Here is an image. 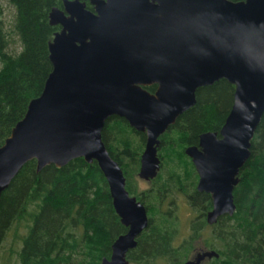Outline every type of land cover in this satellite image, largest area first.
I'll use <instances>...</instances> for the list:
<instances>
[{"label":"water","instance_id":"water-1","mask_svg":"<svg viewBox=\"0 0 264 264\" xmlns=\"http://www.w3.org/2000/svg\"><path fill=\"white\" fill-rule=\"evenodd\" d=\"M63 0L50 22L53 68L42 92L0 145L2 192L31 160L37 171L83 156L96 160L128 231L101 264H132L127 251L149 224L148 209L126 186L124 170L104 139L109 117L146 133L138 172L152 180L161 169L160 136L197 102L198 88L226 78L234 102L220 130L189 144L198 188L212 194L209 222L233 214L235 186L252 153L264 114V0ZM156 84L151 91L147 86ZM219 256L202 249L185 264Z\"/></svg>","mask_w":264,"mask_h":264},{"label":"trees","instance_id":"trees-1","mask_svg":"<svg viewBox=\"0 0 264 264\" xmlns=\"http://www.w3.org/2000/svg\"><path fill=\"white\" fill-rule=\"evenodd\" d=\"M85 1L93 8L90 0ZM10 2L16 8L11 27L0 20V145L45 86L53 68L49 42L61 28L50 22L49 13L53 6L63 7V0ZM148 88L154 90L156 85ZM234 90L235 85L226 78L198 88L195 105L161 135L164 162L145 189L138 183V172L146 133L124 117L107 119L103 139L124 170L128 190L145 203L149 214L148 226L129 253L136 264H183L202 235L212 201L209 193L198 192V174L185 148L197 143L205 130L221 128L233 105ZM251 149L234 189L236 211L221 215L211 236H206L209 246L219 252L206 264H264V114ZM175 194L200 212L181 238L183 228L180 230L178 215L172 212L179 205ZM21 227L25 232L19 234ZM10 230L22 243L16 251L18 264H101L127 226L115 209L98 162L80 156L63 166L48 164L41 171H37V160L31 159L2 192L0 264Z\"/></svg>","mask_w":264,"mask_h":264},{"label":"rangeland","instance_id":"rangeland-1","mask_svg":"<svg viewBox=\"0 0 264 264\" xmlns=\"http://www.w3.org/2000/svg\"><path fill=\"white\" fill-rule=\"evenodd\" d=\"M15 14H16V8L10 2V0H0V20L3 21L4 26L6 28L11 27ZM17 46H18V41H17ZM138 183L142 189L148 188L151 185L149 180L140 177H138ZM174 196H175V203L179 205L173 207L172 212L174 213V215L175 214L178 215V221H179L178 226L180 227V230L181 227L183 228L179 236L181 238L188 234L189 230L185 231L184 228L189 229L191 219L196 216L197 211L193 209L187 203V201L184 200V198L181 195L175 194ZM210 231L212 234V229ZM24 232H25V228L21 227L19 229V234ZM21 245L22 243L19 240V238L16 237V234H14V230H10L1 249V253L3 255L2 264H18V254L16 253V251L18 252V250L21 248ZM78 255L79 254L74 255L76 262H77L76 257Z\"/></svg>","mask_w":264,"mask_h":264},{"label":"flooded vegetation","instance_id":"flooded-vegetation-1","mask_svg":"<svg viewBox=\"0 0 264 264\" xmlns=\"http://www.w3.org/2000/svg\"><path fill=\"white\" fill-rule=\"evenodd\" d=\"M152 85H154V84H152ZM156 85V84H155ZM150 86V85H149ZM156 87H157V85H156ZM147 88H148V86H147ZM149 89V88H148ZM156 89V88H155ZM154 89V90H155ZM154 90H151V91H154ZM178 119V118H177ZM224 124V123H223ZM222 127V126H221ZM210 130H214V129H209V130H205V131H210ZM220 129H218V131H219ZM216 131H217V129H216ZM162 135V134H161ZM160 139H161V136H160ZM199 139H200V136H199ZM199 143V140H198V142L197 143H192V144H198ZM189 145V144H188ZM187 145V146H188ZM186 146V147H187ZM161 148H162V141H161V144H160V146H159V149H158V151H159V155H160V157H161V159H162V163L161 164H163V162H164V160H163V158H162V156H161ZM186 149V148H185ZM186 152V151H185ZM190 158H191V156H189ZM191 160H192V158H191ZM192 162H193V160H192ZM195 165V164H194ZM161 167H162V165H161ZM195 169H196V166H195ZM196 172H197V174H198V181H199V173H198V171H197V169H196ZM149 181H151V180H149ZM197 190H198V192H201V193H209V195L211 196V201H212V205H211V207L210 208H208L207 210H206V213H205V217H206V223L205 224H203V226H202V228H201V233H202V235L201 236H199L198 237V239H196V243H195V247H194V249L192 250V252L190 253V255H189V257L186 259V261L188 260V259H190V258H192L193 256H195V254L198 252V251H201L202 249H211L212 247H210L209 246V243L208 242H206V236L207 237H209L210 236V234H211V229L213 230V224L215 223H211V222H209L208 221V219H207V212L210 210V209H212V207H213V198H212V194L210 193V192H208V191H204V190H200L199 188H198V182H197ZM186 198L188 199V196H187V194H186ZM189 205H190V203L189 202H187ZM192 207V206H191ZM195 210L197 211V214H196V216L197 215H200V212H199V210H198V208H195ZM149 215V214H148ZM120 216V215H119ZM195 216V217H196ZM145 229V228H144ZM143 229V230H144ZM142 230V231H143ZM128 231V226H127V230L125 231V232H127ZM125 232H123V233H125ZM141 234V233H140ZM140 234L137 236V244H136V246H134V247H132V248H130L128 251H127V259L129 260V262L130 263H132V264H136L134 261H132L131 260V257L129 256V253L133 250V249H135L136 247H137V245H138V243H139V237H140ZM213 249H215V248H213ZM210 259V257H207L205 260H203V262L201 263V264H206L207 262H208V260ZM185 261V262H186ZM185 262L183 263V264H185Z\"/></svg>","mask_w":264,"mask_h":264}]
</instances>
